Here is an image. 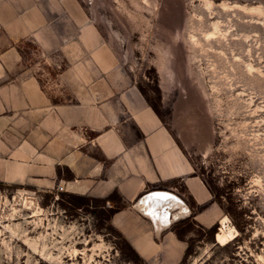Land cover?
I'll return each instance as SVG.
<instances>
[{"label":"rangeland","instance_id":"1","mask_svg":"<svg viewBox=\"0 0 264 264\" xmlns=\"http://www.w3.org/2000/svg\"><path fill=\"white\" fill-rule=\"evenodd\" d=\"M81 2L104 49L98 59L124 84L138 83L169 122L180 108L185 130L198 104L192 158L227 220L215 232L195 228L181 264H264V0ZM18 46L24 72L57 100L77 101L59 80L67 65L58 53ZM88 202L73 210L58 193L39 199L31 187L0 183V264H147L108 225L111 206Z\"/></svg>","mask_w":264,"mask_h":264},{"label":"crops","instance_id":"2","mask_svg":"<svg viewBox=\"0 0 264 264\" xmlns=\"http://www.w3.org/2000/svg\"><path fill=\"white\" fill-rule=\"evenodd\" d=\"M97 37L81 0H0V183L31 187L39 199L51 191L119 201L107 221L115 233L147 264H181L188 235L225 217L192 158L198 104L189 118L196 126L185 130L180 108L169 122L138 83L124 84L98 59ZM22 40L62 57L59 80L77 101L57 100L24 72ZM152 190L184 202L166 222L143 212L152 202L140 199Z\"/></svg>","mask_w":264,"mask_h":264},{"label":"built area","instance_id":"3","mask_svg":"<svg viewBox=\"0 0 264 264\" xmlns=\"http://www.w3.org/2000/svg\"><path fill=\"white\" fill-rule=\"evenodd\" d=\"M57 190L63 191L64 187L58 186ZM149 201L152 202V206H148L145 210H143V212L145 214L151 213L152 215H154L156 217L157 222H166V220L170 218L172 210L175 208L180 209L181 203H184L182 199H180L176 195L159 190L149 191L140 199L141 204L147 202L148 205ZM160 201H162V203H160ZM153 202H157V204L154 205ZM156 220H154V222ZM221 225H223L222 227L224 228V224L221 223Z\"/></svg>","mask_w":264,"mask_h":264},{"label":"trees","instance_id":"4","mask_svg":"<svg viewBox=\"0 0 264 264\" xmlns=\"http://www.w3.org/2000/svg\"><path fill=\"white\" fill-rule=\"evenodd\" d=\"M19 51L21 52L22 56L24 57L23 49L19 48ZM154 109L156 110L155 107H154ZM210 191H211V189H210ZM61 195H62V200L65 201V203L67 205H69L71 207V209H73V210H79V209H82V208H88V206H89V202H88L89 200L85 199L82 196L74 195V194H70V193H65V194H61ZM79 201H85V202L80 203ZM104 201L107 202V200H104ZM115 202L116 203L109 208L110 215H112L114 212H116L117 210H119L122 207V204L119 201H115ZM189 226L192 227V224H190ZM209 231L210 232H215L216 228L212 227L211 229H209Z\"/></svg>","mask_w":264,"mask_h":264},{"label":"bare ground","instance_id":"5","mask_svg":"<svg viewBox=\"0 0 264 264\" xmlns=\"http://www.w3.org/2000/svg\"><path fill=\"white\" fill-rule=\"evenodd\" d=\"M216 25V24H215ZM217 28V27H216ZM157 202L154 203L156 205ZM227 218L223 219V224H225ZM232 235V229L229 228L226 232L223 231L222 233L217 234V240L219 243L226 244L229 241V237Z\"/></svg>","mask_w":264,"mask_h":264},{"label":"flooded vegetation","instance_id":"6","mask_svg":"<svg viewBox=\"0 0 264 264\" xmlns=\"http://www.w3.org/2000/svg\"><path fill=\"white\" fill-rule=\"evenodd\" d=\"M155 72H156V74H157V71L155 70ZM157 77H158V74H157ZM156 86H157V90H158V88L160 89L161 87H160V85H159V79H157V84H156ZM161 94V93H160ZM169 112V111H168ZM167 112V113H168ZM169 114H170V112H169Z\"/></svg>","mask_w":264,"mask_h":264},{"label":"clouds","instance_id":"7","mask_svg":"<svg viewBox=\"0 0 264 264\" xmlns=\"http://www.w3.org/2000/svg\"><path fill=\"white\" fill-rule=\"evenodd\" d=\"M149 215H150V216H153L152 218H153L154 220H156V217H155L154 215H152L151 213H149Z\"/></svg>","mask_w":264,"mask_h":264}]
</instances>
